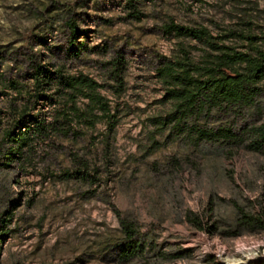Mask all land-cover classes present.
I'll list each match as a JSON object with an SVG mask.
<instances>
[{
    "label": "rangeland",
    "instance_id": "1",
    "mask_svg": "<svg viewBox=\"0 0 264 264\" xmlns=\"http://www.w3.org/2000/svg\"><path fill=\"white\" fill-rule=\"evenodd\" d=\"M171 20L207 27L222 47L264 52V0H0V264H200L209 254L260 264L264 226L251 220L264 219V147L248 145L264 123V77L250 99L155 126L152 117L181 113L164 97L163 63L219 52L164 30ZM31 53L96 79L115 124L53 126L64 91L55 78L37 85ZM87 103L77 96L80 109ZM13 130L26 139L11 140ZM120 216L141 234L127 254Z\"/></svg>",
    "mask_w": 264,
    "mask_h": 264
},
{
    "label": "trees",
    "instance_id": "2",
    "mask_svg": "<svg viewBox=\"0 0 264 264\" xmlns=\"http://www.w3.org/2000/svg\"><path fill=\"white\" fill-rule=\"evenodd\" d=\"M68 27L71 34H74L77 26L73 20L70 19ZM163 28L177 35L210 41L219 52L214 58L200 64L191 61L187 54L182 58L169 59L163 63L158 73L167 78L164 97L174 100L181 113L176 115L172 112L166 117H152L155 126L165 127L170 122H176L189 110H200L208 104L250 99L256 93L255 84L264 77L263 51L251 54L222 47L212 42L214 37L205 26L185 25L171 20L165 23ZM27 60L30 76L34 78L38 86L49 84L50 80L55 78L57 91H64L62 113L54 117L51 122L53 126H63L62 124L73 120H81L88 126H93L101 118H105L111 126L115 124L116 112L112 111L108 99L97 90L101 84L96 79L84 73L71 74L64 72L62 68L52 69L49 64L37 60L32 53ZM78 95L88 98V103L83 109L76 104ZM20 114L23 116L25 113L22 111ZM37 125L39 131H46L48 127L43 122H38ZM253 131L255 137L248 146L259 150L264 147V123L255 126ZM6 134L11 140L20 139L21 142L26 139L24 131L13 130ZM71 174V171L66 170L62 176H71ZM251 221L264 226L262 218L256 217ZM242 222H244L243 219L239 221V223ZM198 224L199 227H203L200 223ZM120 225L125 240L124 254L137 250L140 246L141 234L136 222L127 216H120ZM204 260L205 262L200 264H221L212 254L207 255ZM260 264H264V258L260 259Z\"/></svg>",
    "mask_w": 264,
    "mask_h": 264
}]
</instances>
